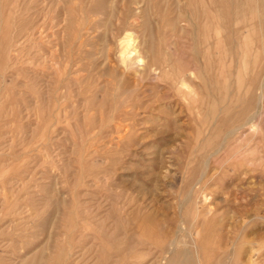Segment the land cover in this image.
I'll return each mask as SVG.
<instances>
[{"label":"rangeland","instance_id":"1","mask_svg":"<svg viewBox=\"0 0 264 264\" xmlns=\"http://www.w3.org/2000/svg\"><path fill=\"white\" fill-rule=\"evenodd\" d=\"M0 264H264V0H0Z\"/></svg>","mask_w":264,"mask_h":264},{"label":"bare ground","instance_id":"2","mask_svg":"<svg viewBox=\"0 0 264 264\" xmlns=\"http://www.w3.org/2000/svg\"><path fill=\"white\" fill-rule=\"evenodd\" d=\"M127 40V39H126ZM136 50H138V49H136ZM137 52V51H136Z\"/></svg>","mask_w":264,"mask_h":264}]
</instances>
